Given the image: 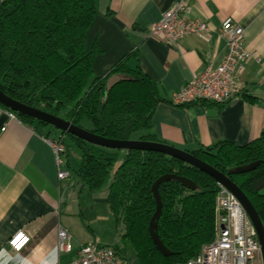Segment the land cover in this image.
Wrapping results in <instances>:
<instances>
[{
  "label": "trees",
  "instance_id": "1",
  "mask_svg": "<svg viewBox=\"0 0 264 264\" xmlns=\"http://www.w3.org/2000/svg\"><path fill=\"white\" fill-rule=\"evenodd\" d=\"M95 16L94 0H1L0 90L107 139L161 142L151 118L164 100L156 82L136 62L132 64L137 49L124 55L105 76L93 75V62L101 49L96 42L87 49L86 34ZM194 104L218 105L202 101L179 107ZM17 116L23 123H36L40 132L48 126ZM67 137L66 150L73 146L79 152L74 172L80 190L107 189L106 204L116 231L122 242L129 243L138 264L184 262L213 239L218 186L210 176L158 152L107 149ZM189 153L224 174L259 161L252 171L229 178L264 226V127L246 145L222 141ZM164 174L188 178L196 185L191 190L168 180L158 186L162 209L157 235L168 256L156 249L148 231L156 206L151 187Z\"/></svg>",
  "mask_w": 264,
  "mask_h": 264
},
{
  "label": "crops",
  "instance_id": "2",
  "mask_svg": "<svg viewBox=\"0 0 264 264\" xmlns=\"http://www.w3.org/2000/svg\"><path fill=\"white\" fill-rule=\"evenodd\" d=\"M176 0H94L96 16L86 34V48L94 42L101 53L93 75L105 76L124 55L137 49L142 73L154 80L160 97L151 118L162 143L190 152L222 141L243 146L264 127V0H187L188 16L205 21L206 35H190L169 46L147 37ZM230 17L244 31L250 57L239 79L240 93L219 105L173 106L169 98L181 85L208 65H218L226 52L219 35L221 22ZM0 264H66L79 245L94 241L120 252L119 235L109 213L104 187L82 191L77 184L69 150L64 156L69 178L59 180L55 156L47 139L64 136L46 126L7 121L0 117ZM66 145L67 143L64 142ZM69 165V166H68ZM72 236L73 250L60 252L57 232ZM25 231L29 244L19 253L7 246L16 231ZM122 242V241H121Z\"/></svg>",
  "mask_w": 264,
  "mask_h": 264
},
{
  "label": "built area",
  "instance_id": "3",
  "mask_svg": "<svg viewBox=\"0 0 264 264\" xmlns=\"http://www.w3.org/2000/svg\"><path fill=\"white\" fill-rule=\"evenodd\" d=\"M187 0H176L161 16L160 20L147 29V37L169 46H175L190 35H206L208 27L201 19L188 16ZM243 29L230 17L220 25L219 35L226 40V52L218 65H208L181 85L169 98L173 106L193 102H212L223 105L240 93L239 79L246 60L250 57ZM7 121H20L17 114L0 105V117ZM5 126L0 132L5 131ZM55 156L57 177L69 178L64 156V136L47 139ZM215 197V232L213 239L203 244L191 259L174 264H263L261 248L255 229L237 199L223 186L217 184ZM30 242L28 234L19 230L7 241L13 253L21 252ZM57 247L60 252L73 250L72 236L64 228L57 232ZM66 264H130L113 246L94 241L79 245L76 256Z\"/></svg>",
  "mask_w": 264,
  "mask_h": 264
},
{
  "label": "water",
  "instance_id": "4",
  "mask_svg": "<svg viewBox=\"0 0 264 264\" xmlns=\"http://www.w3.org/2000/svg\"><path fill=\"white\" fill-rule=\"evenodd\" d=\"M0 105L15 112L16 114L24 115L36 121L43 122L46 125L51 126L52 128L58 130L60 133L64 135L74 136L91 145H95L107 149L122 150V151L142 150V151L158 152L168 157L177 159L207 174L212 179H214V181L217 184L226 188L237 199V201L244 209L249 221L251 222V224L255 229L256 236L261 248L262 262L264 264V226L261 222L260 217L258 216V213L256 212L251 202L248 200L246 195L229 178V175H238L252 171L259 165V161H255L245 165L231 168L228 170L227 174H224L218 171L217 169H215L214 167H212L211 165L196 158L191 153L165 143L140 141V140L120 141V140L107 139L95 135L87 130L75 126L70 121L64 120L60 117L54 116L42 110L22 104L8 97L1 90H0ZM168 180H175L191 190L196 189V185L191 180L182 176H178L176 174H164L158 177L152 184L151 190L155 199L156 206H155V211L149 221L148 231L150 238L154 243L156 249L163 256H168L170 252L162 245L157 235V221L161 215V209H162L160 196L158 194V186L160 183Z\"/></svg>",
  "mask_w": 264,
  "mask_h": 264
},
{
  "label": "rangeland",
  "instance_id": "5",
  "mask_svg": "<svg viewBox=\"0 0 264 264\" xmlns=\"http://www.w3.org/2000/svg\"><path fill=\"white\" fill-rule=\"evenodd\" d=\"M49 127H51V126H49ZM64 142L67 143V144L69 143L67 135H66V138H65ZM69 157H70L71 165L73 167H75L78 164V161H79V152L73 146H70V148H69ZM117 242H118V246H119V249H120V254L126 260H128L130 262V264H138V262L135 259L134 253H133L129 243L121 242L119 240Z\"/></svg>",
  "mask_w": 264,
  "mask_h": 264
}]
</instances>
